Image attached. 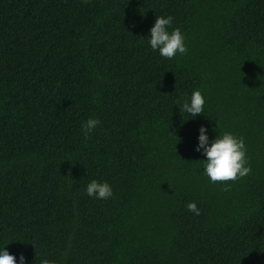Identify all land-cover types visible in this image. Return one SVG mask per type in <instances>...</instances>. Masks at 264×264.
Returning a JSON list of instances; mask_svg holds the SVG:
<instances>
[{
  "label": "trees",
  "instance_id": "16d2710c",
  "mask_svg": "<svg viewBox=\"0 0 264 264\" xmlns=\"http://www.w3.org/2000/svg\"><path fill=\"white\" fill-rule=\"evenodd\" d=\"M160 15L185 54L150 48ZM201 125L242 137L250 173L210 182ZM4 246L25 264H264V0H0Z\"/></svg>",
  "mask_w": 264,
  "mask_h": 264
},
{
  "label": "clouds",
  "instance_id": "9594fccd",
  "mask_svg": "<svg viewBox=\"0 0 264 264\" xmlns=\"http://www.w3.org/2000/svg\"><path fill=\"white\" fill-rule=\"evenodd\" d=\"M173 19L171 15L156 16L146 37L150 48L158 52L160 56L168 59L175 57L177 54L182 55L187 52L184 34L178 27L171 28ZM170 28L171 31H169ZM205 104L206 99L199 89L194 90L190 97L186 96L182 104L179 100L177 101L180 113H187L190 118H195L199 114L204 113ZM100 123L98 117H89L85 120L81 125V132L84 138L87 139ZM213 131H216V129H213ZM195 150L204 157L201 159L203 162V174L212 183L235 181L246 176L251 171L244 139L232 132L218 133V135L210 139L208 126L201 125L198 130ZM85 193L89 197L100 200L109 199L114 195L111 184L107 181H98L96 179H92L86 185ZM186 207L193 214H200V209L195 201L189 202ZM26 259L24 252H20L19 259H17V255L10 254L6 246L0 247V264H25ZM39 264H55V262L41 259Z\"/></svg>",
  "mask_w": 264,
  "mask_h": 264
}]
</instances>
